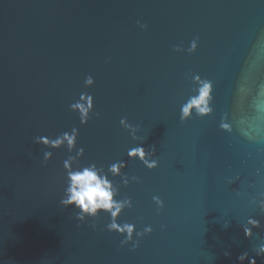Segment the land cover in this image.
I'll use <instances>...</instances> for the list:
<instances>
[{"label": "water", "instance_id": "obj_1", "mask_svg": "<svg viewBox=\"0 0 264 264\" xmlns=\"http://www.w3.org/2000/svg\"><path fill=\"white\" fill-rule=\"evenodd\" d=\"M204 82L210 112L181 122ZM81 93L84 125L69 109ZM73 127L81 164H126L127 186L109 179L132 204L116 217L135 225L129 243L106 214L80 222L59 203L69 153L34 139ZM139 143L156 168L127 157ZM261 199L264 0H0V264H240L243 252L264 264ZM249 217L261 226L245 237Z\"/></svg>", "mask_w": 264, "mask_h": 264}, {"label": "clouds", "instance_id": "obj_2", "mask_svg": "<svg viewBox=\"0 0 264 264\" xmlns=\"http://www.w3.org/2000/svg\"><path fill=\"white\" fill-rule=\"evenodd\" d=\"M139 25V22H137ZM142 29L145 25H139ZM197 47L196 40H193L188 48V52H193ZM175 51H181L179 47L174 49ZM107 62V61H106ZM94 83V79L91 75H88L84 80L85 87H91ZM211 99V82H204L203 86L199 89L198 99L191 100L190 105L182 106L181 108V122H183L190 115V108L192 106L198 107V114H207L210 112V108L207 107L208 101ZM69 109L75 112L79 116L81 125H84L90 119L89 113L93 109V97L90 94L81 93L79 100L71 103ZM98 116L99 113H96ZM120 125L129 132L131 138L136 140L143 139L136 135L139 130L138 126L133 127L128 124L126 118H121ZM78 136V129L73 127L71 132H63L55 138L38 136L34 139V143L42 144L46 149H59L66 147L69 153L68 157L63 161V172L65 187L63 190V196L59 203L64 207L72 206L75 211V219L84 222L86 218H96L100 213H104L109 217L110 222L106 225L109 232H115L122 235L124 239L121 244H126L132 241L133 233L135 231V225L131 223H117L116 217L125 209L131 208L132 204L129 198L115 199L119 195V188L114 187V182L109 179V176L115 178L119 176L124 186L128 184V177L122 174V169L126 164L124 161H117L111 163L107 170L103 166H97L95 162L86 164L80 163V158L84 154V149L79 148L76 150L75 155H71L73 149L76 146ZM155 148L150 147L145 149L142 143L137 144L135 147L128 149L126 155L129 159H135L141 162L147 169L151 170L158 166V161L154 158ZM52 157L51 151H44L43 160L46 163ZM132 180H136V177H132ZM153 202L157 207H162V201L153 196ZM255 203V200H253ZM260 211L264 213V199L259 203ZM79 226V225H77ZM260 222L249 217L244 224H242L245 237H251L253 235L252 229L259 228ZM93 229L95 224L91 225ZM224 227H228V223L225 222ZM152 231L150 226L144 227L142 232H135L137 237L148 234ZM136 244L133 243V249ZM256 256L264 257V237H260V243L253 248ZM227 257L229 252H225ZM237 260L240 264H243L245 260L248 264H256L255 257H249L247 252L241 253Z\"/></svg>", "mask_w": 264, "mask_h": 264}]
</instances>
